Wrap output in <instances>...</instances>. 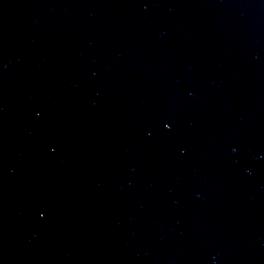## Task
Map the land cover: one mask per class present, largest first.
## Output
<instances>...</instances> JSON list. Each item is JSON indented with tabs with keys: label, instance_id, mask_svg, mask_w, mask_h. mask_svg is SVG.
<instances>
[{
	"label": "water",
	"instance_id": "95a60500",
	"mask_svg": "<svg viewBox=\"0 0 264 264\" xmlns=\"http://www.w3.org/2000/svg\"><path fill=\"white\" fill-rule=\"evenodd\" d=\"M0 264H123L61 132L1 45Z\"/></svg>",
	"mask_w": 264,
	"mask_h": 264
},
{
	"label": "snow or ice",
	"instance_id": "6c2138e0",
	"mask_svg": "<svg viewBox=\"0 0 264 264\" xmlns=\"http://www.w3.org/2000/svg\"><path fill=\"white\" fill-rule=\"evenodd\" d=\"M164 127H165L166 129H169V128H170V125H169L168 123H165V124H164Z\"/></svg>",
	"mask_w": 264,
	"mask_h": 264
},
{
	"label": "clouds",
	"instance_id": "9594fccd",
	"mask_svg": "<svg viewBox=\"0 0 264 264\" xmlns=\"http://www.w3.org/2000/svg\"><path fill=\"white\" fill-rule=\"evenodd\" d=\"M233 151H235V149H233Z\"/></svg>",
	"mask_w": 264,
	"mask_h": 264
}]
</instances>
